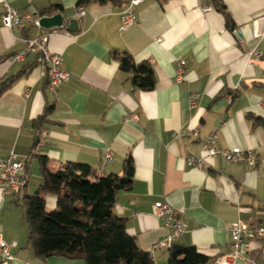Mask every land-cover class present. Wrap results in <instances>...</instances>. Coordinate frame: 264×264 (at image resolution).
<instances>
[{"label": "crops", "instance_id": "crops-1", "mask_svg": "<svg viewBox=\"0 0 264 264\" xmlns=\"http://www.w3.org/2000/svg\"><path fill=\"white\" fill-rule=\"evenodd\" d=\"M129 1L0 0V82L14 77L0 95V159H28L26 187L18 195L0 189V235L12 246L11 259L0 264H84L34 255L19 205L41 183L31 153L45 156L51 170L72 162L88 165L97 177L122 175L130 157L133 184L116 194L113 211L147 253L168 232L153 214L158 201L181 214L184 232L173 245L193 246L208 264L229 253L233 223L264 227V127L250 118L264 119V0H217L231 28L211 0H142L131 9L136 22L121 29ZM3 3L31 14L32 21L8 31L2 26ZM48 9L51 14L40 15ZM52 14L62 15V28L36 25ZM43 33L50 34L47 49L62 56L70 74L55 95L35 55L11 62L26 39ZM123 52L135 64L152 65L153 90L132 85L115 57ZM43 115L45 137L34 149V121ZM131 115L137 120L126 121ZM215 130L219 150H250L255 165L216 157L206 170L188 166L185 158L201 155L202 140ZM45 206L54 209L55 198L47 196ZM168 256V249L154 251L153 264H166ZM234 264H264L260 243L249 240L246 260Z\"/></svg>", "mask_w": 264, "mask_h": 264}, {"label": "trees", "instance_id": "trees-1", "mask_svg": "<svg viewBox=\"0 0 264 264\" xmlns=\"http://www.w3.org/2000/svg\"><path fill=\"white\" fill-rule=\"evenodd\" d=\"M214 1L224 14L227 26L232 24L223 5ZM51 14V9L40 15ZM121 70L129 74L132 85L141 91L155 87L153 67L148 62L135 64L123 52L117 56ZM14 77L0 82V95ZM255 125L264 127V119L250 117ZM45 115L34 121L35 143L39 140ZM38 159L41 183L32 195H27L22 208L28 229V242L38 259L60 256L80 260L84 264H153L150 254L138 248L127 234L125 220L115 215L116 194L130 190L133 184V164L125 159L122 175L97 177L88 165L66 162L51 170L45 156L31 153ZM28 159L25 160L27 162ZM55 198L56 206L49 210L45 198ZM166 264H208L209 259L193 246L173 245L168 249Z\"/></svg>", "mask_w": 264, "mask_h": 264}, {"label": "built area", "instance_id": "built-area-1", "mask_svg": "<svg viewBox=\"0 0 264 264\" xmlns=\"http://www.w3.org/2000/svg\"><path fill=\"white\" fill-rule=\"evenodd\" d=\"M142 0H130L127 9L123 12L121 21V29H127L136 22L135 15L132 12V7L139 5ZM4 12L2 14V26L10 32L23 30L31 21L32 16L27 12H20L10 8L6 3H3ZM209 10L210 7H204ZM83 14V7H79L78 17ZM264 26V18L261 19ZM49 33H43L39 37L31 40H25L26 46L17 54L11 57V62H21L28 55H35L37 65L46 72L48 78V90L55 95L57 89L64 82L70 79V74L63 68V59L59 54L49 52L47 49V39ZM260 36V33L257 34ZM184 62H179L175 76L176 81L183 79ZM194 99V98H193ZM137 120L136 115H131L126 119ZM197 137V134L194 133ZM45 137V132L39 136L36 148L39 147ZM218 141V131H213L208 137L202 140L203 153L199 156L188 155L185 158V163L188 166L200 170H206L210 167L211 161L216 157H222L227 163L231 164H246L253 166L256 159L250 150H240L233 148L230 150H219L216 147ZM111 154L107 152L104 156L106 163L111 161ZM26 160V159H25ZM25 160L10 154L8 157L0 159V189L3 195H18L27 184L25 175L26 162ZM154 216L162 220L167 233L157 241L149 252L150 257L154 260V251L167 250L175 241H177L184 232V223L181 214L165 202L158 201L154 204ZM231 237L230 251L227 254L219 256L215 264H234L237 260H246L248 252V241L256 239L260 243V252L264 256V227L250 229L246 225L236 222L228 229ZM11 248L0 235V263L11 259Z\"/></svg>", "mask_w": 264, "mask_h": 264}, {"label": "water", "instance_id": "water-1", "mask_svg": "<svg viewBox=\"0 0 264 264\" xmlns=\"http://www.w3.org/2000/svg\"><path fill=\"white\" fill-rule=\"evenodd\" d=\"M36 25L46 31L52 29H60L63 26V17L60 14H52L51 16H43L36 20Z\"/></svg>", "mask_w": 264, "mask_h": 264}, {"label": "rangeland", "instance_id": "rangeland-1", "mask_svg": "<svg viewBox=\"0 0 264 264\" xmlns=\"http://www.w3.org/2000/svg\"><path fill=\"white\" fill-rule=\"evenodd\" d=\"M30 168H31V169H30V173H31V172H32V173L35 172L34 169H33V168H34L33 165H32ZM29 177H30V176H29ZM30 178H31V177H30ZM30 189H31V188H30ZM35 191H36V189H35L34 191H28V192H29V195H32ZM23 204H24V201H23V199H21L19 205L22 207ZM22 209H23V208H22ZM23 212H24V209H23Z\"/></svg>", "mask_w": 264, "mask_h": 264}]
</instances>
